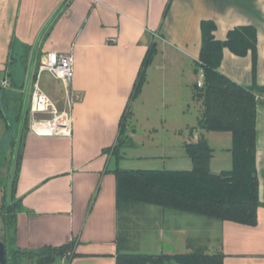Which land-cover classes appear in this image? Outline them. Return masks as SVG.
Wrapping results in <instances>:
<instances>
[{"label":"crops","instance_id":"crops-1","mask_svg":"<svg viewBox=\"0 0 264 264\" xmlns=\"http://www.w3.org/2000/svg\"><path fill=\"white\" fill-rule=\"evenodd\" d=\"M204 21L215 23L220 41L234 29H255L256 52L249 48L241 55L224 45L219 70L243 86L263 87L264 0H0V116L12 112L16 124L31 121L32 91L25 113L13 103H20L26 87L32 90L41 57H74L70 83L48 72L40 77L56 109L70 111L71 134L19 128L23 140L9 189L18 204L14 247L75 239V256L59 264H116L117 167L191 170L186 145L204 139L212 148L211 171L233 169V132L202 125L205 79L197 66ZM68 90L75 94L71 107ZM124 117L133 143L116 159L107 149L117 144ZM16 128L7 124L8 131ZM255 128V225L209 226L192 214L170 211L150 228H130L127 246L151 241L155 251L148 253L181 254L192 243L217 242L224 264H264V92L257 96Z\"/></svg>","mask_w":264,"mask_h":264},{"label":"trees","instance_id":"trees-1","mask_svg":"<svg viewBox=\"0 0 264 264\" xmlns=\"http://www.w3.org/2000/svg\"><path fill=\"white\" fill-rule=\"evenodd\" d=\"M215 28L213 21L202 23L203 43L197 66L198 70L200 68L203 71L205 79L204 86L200 89L206 103L202 125L209 130L233 132L235 165L229 171L213 173L210 169L212 148L202 139L186 145L187 152L194 162L191 170L117 167L114 170L119 221L116 264H224L225 254L220 249L210 252L208 244L192 243L189 245L191 251L181 254L127 250L131 228V219L128 217L130 215L133 223L135 220L134 231L150 228L152 224L148 221L151 217L160 221L161 216L167 215L166 210L206 217L218 222L234 221L247 225L257 223L260 201L255 173V120L257 96L259 92H264V86H243L219 70L224 45L241 55L246 54L249 48L256 52V31L253 27H240L229 32L226 41H220L214 35ZM142 79L143 74L137 89ZM125 119L126 117L123 118L117 144L107 149L116 159L121 156L122 148L133 143L125 133ZM25 127H28L27 123ZM15 144L14 141V147ZM15 177L16 171L11 183L12 188ZM144 205L156 206L162 211L155 210L158 214L151 216L153 210ZM17 206L16 202L2 203L6 264H24V260L34 264H55L59 260H69L75 256V239L62 245L46 244L37 249L14 247ZM142 215L146 217L145 224L140 222ZM208 220L209 226L214 223H209Z\"/></svg>","mask_w":264,"mask_h":264},{"label":"rangeland","instance_id":"rangeland-1","mask_svg":"<svg viewBox=\"0 0 264 264\" xmlns=\"http://www.w3.org/2000/svg\"><path fill=\"white\" fill-rule=\"evenodd\" d=\"M44 90L50 94V96L52 95V93H50V90L47 86H43ZM31 89L30 87H26L23 95H22V99L20 101V103H13V108H19V106L21 105V107L25 111L30 107V95H31ZM53 96V95H52ZM0 107L3 108V101H2V97H0ZM12 113V112H11ZM11 113H4V116H0V141L1 139H3V143L1 145V149H0V264H6V255H5V236H4V220H3V216H2V203L3 201H6L8 203H12V196L10 193V187H11V183L16 171V164H17V157H18V153L20 151L21 148V144H22V140H23V133H21L19 128H22V124L23 126H25V124L27 123V126L30 125L31 121L29 120V118H24L25 123H24V119L21 121V123H17L16 124V120H14L12 117ZM24 115V114H23ZM14 123L17 128L15 130V133L13 131H11V129L8 131L7 130V124H11ZM15 134V135H14ZM17 140H16V139ZM16 140V144L15 147H13L10 144L11 140ZM146 208H149L151 211V216L153 215H157L158 213L155 212L156 211H162L159 207L156 206H151V205H144ZM172 210H166V212H170ZM175 212V211H174ZM178 214H182V215H186L184 213H180L177 212ZM134 216V215H133ZM131 219L130 222V227L131 229L135 228V220L134 223L132 221V215L128 216ZM143 219L140 221L141 223L145 224L146 221V217L144 218V216L142 215ZM194 217L198 218V219H203L205 221L208 220V218L206 217H201V216H197L194 215ZM149 218V217H147ZM134 219V217H133ZM155 217H151V219L148 221L151 224H153L155 222ZM163 220V216L160 217V221ZM209 223L210 222H215V223H219L216 220L213 219H209L208 220ZM136 241V240H134ZM138 241H140V239H138ZM144 244L146 245V247L144 246ZM142 245L141 243H136L131 245L130 247H127V250H136L139 252H153L155 251L153 248V243L151 244V241L145 242ZM130 248V249H129ZM219 245L217 242L212 243L211 245L209 244V250L210 252H214L216 250H219ZM60 260L57 261L55 264H59ZM24 264H34V262H28L27 260H24Z\"/></svg>","mask_w":264,"mask_h":264},{"label":"built area","instance_id":"built-area-1","mask_svg":"<svg viewBox=\"0 0 264 264\" xmlns=\"http://www.w3.org/2000/svg\"><path fill=\"white\" fill-rule=\"evenodd\" d=\"M70 83L74 76V57L71 53L47 52L41 57L35 79L32 82L31 129L37 134H71L70 111H58L40 84L42 73ZM2 85H7L6 78ZM202 85V82H199ZM68 106L71 107L75 94L68 90Z\"/></svg>","mask_w":264,"mask_h":264}]
</instances>
